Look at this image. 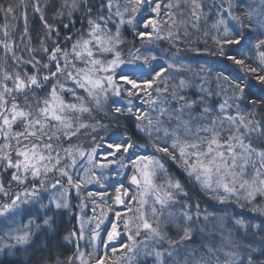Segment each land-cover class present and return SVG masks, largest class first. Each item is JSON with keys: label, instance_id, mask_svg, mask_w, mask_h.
Listing matches in <instances>:
<instances>
[{"label": "snow or ice", "instance_id": "6c2138e0", "mask_svg": "<svg viewBox=\"0 0 264 264\" xmlns=\"http://www.w3.org/2000/svg\"><path fill=\"white\" fill-rule=\"evenodd\" d=\"M0 19V264H264V0Z\"/></svg>", "mask_w": 264, "mask_h": 264}, {"label": "trees", "instance_id": "16d2710c", "mask_svg": "<svg viewBox=\"0 0 264 264\" xmlns=\"http://www.w3.org/2000/svg\"><path fill=\"white\" fill-rule=\"evenodd\" d=\"M0 2H3V3L6 4V3H8V0H0ZM0 23H3V20L2 19H0ZM105 122H107V121H105ZM81 139L83 140V142L85 144V147H87V139L84 138V137H81ZM108 191L111 194L113 190L111 188H109ZM64 227L71 228L72 227V224L71 223H67V225H65ZM149 264H151L150 261H149Z\"/></svg>", "mask_w": 264, "mask_h": 264}, {"label": "rangeland", "instance_id": "374dc122", "mask_svg": "<svg viewBox=\"0 0 264 264\" xmlns=\"http://www.w3.org/2000/svg\"><path fill=\"white\" fill-rule=\"evenodd\" d=\"M66 218H67V217H65V221H66V223H65L64 225L61 226L62 229L65 228L64 226L67 225V223H68Z\"/></svg>", "mask_w": 264, "mask_h": 264}]
</instances>
